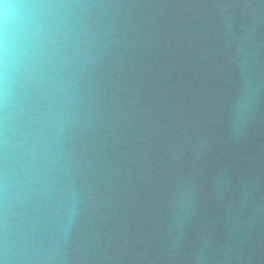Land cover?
<instances>
[{
  "label": "clouds",
  "instance_id": "clouds-1",
  "mask_svg": "<svg viewBox=\"0 0 264 264\" xmlns=\"http://www.w3.org/2000/svg\"><path fill=\"white\" fill-rule=\"evenodd\" d=\"M0 264H264V0H0Z\"/></svg>",
  "mask_w": 264,
  "mask_h": 264
},
{
  "label": "water",
  "instance_id": "water-1",
  "mask_svg": "<svg viewBox=\"0 0 264 264\" xmlns=\"http://www.w3.org/2000/svg\"><path fill=\"white\" fill-rule=\"evenodd\" d=\"M196 74L194 72L191 73V76L189 77V80L195 84V81L191 80V77H194ZM228 153L227 147L223 144L220 145L219 154L222 156H226Z\"/></svg>",
  "mask_w": 264,
  "mask_h": 264
}]
</instances>
